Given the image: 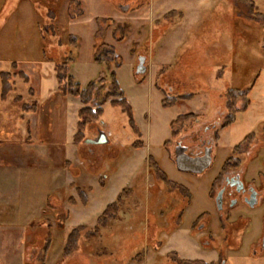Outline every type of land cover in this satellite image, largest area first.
I'll return each instance as SVG.
<instances>
[{"label":"rangeland","instance_id":"1","mask_svg":"<svg viewBox=\"0 0 264 264\" xmlns=\"http://www.w3.org/2000/svg\"><path fill=\"white\" fill-rule=\"evenodd\" d=\"M108 48L118 58L109 64ZM139 56L148 65L136 76ZM11 64L29 83L14 78L12 93L0 99V194L10 199L12 182H37L41 188L25 201L14 200V212L0 211V264H145L147 253L149 264H200L183 262L174 252L195 261L206 255L207 245L221 253L216 264L239 249L244 256L261 253L264 0H0V72L16 73ZM111 73L139 138L127 112L105 99ZM89 83L99 89L103 113L85 122L83 140L75 145L82 104L73 93L76 84L84 89ZM231 89L250 91L235 101L245 109L222 128ZM188 94L194 95L190 101L162 104L165 97ZM187 113L196 117L171 127ZM102 132L106 143L88 144ZM137 140L143 146L133 148ZM179 142L189 156L211 150V164L201 175L177 170L173 153ZM64 157L70 160L66 167ZM149 158L168 182L146 166ZM235 174L262 192V203L256 208L240 203L227 216L214 214L224 177ZM178 183L194 193L182 221L192 195ZM124 189L113 220L88 237ZM199 225L205 228L203 239L193 236ZM78 226L85 230L77 247L62 258L66 238ZM262 254L260 264L264 248Z\"/></svg>","mask_w":264,"mask_h":264},{"label":"trees","instance_id":"2","mask_svg":"<svg viewBox=\"0 0 264 264\" xmlns=\"http://www.w3.org/2000/svg\"><path fill=\"white\" fill-rule=\"evenodd\" d=\"M69 38V37H68ZM69 43L72 46H76V40L73 37L69 38ZM70 59V58H69ZM105 60L107 62V64L111 63V61L114 60H118V58L115 55V52L111 49L108 48V51L105 54ZM70 61V60H68ZM68 63V62H67ZM67 63H63L62 64V69L65 71L66 75H67ZM17 66L16 64H11V70L16 71ZM14 78H18L20 80L23 81L24 85H28L29 83V78L22 72L20 71H16V73L11 74L10 72H0V99L2 101H4L9 95L10 93H12L13 91V84L14 82L12 81ZM111 85H110V89L111 92L107 93L105 95V99H111L109 104L112 107H119L122 110L126 111L128 114V122H129V126L130 129L133 133V135L137 138L140 137V133L137 130V128L134 125L132 116H131V110L130 107L128 106L126 100L123 97V93L120 90L115 78H114V74L111 73ZM72 77L68 76V83H69V87L71 89V83H72ZM73 88V87H72ZM30 93H32V90L29 89L28 90ZM250 89L244 90V91H238L235 89H231L227 91V97H226V104H225V109L227 111V117L222 125V128L228 127L232 124L233 122V116L236 113V111L238 110H244L245 106L243 108H238L237 105L235 104V101L239 99H245L249 93ZM33 94V93H32ZM73 95L75 97H77L80 101V103L82 104V107L78 110L77 112V117H78V122L76 124V129H75V134L73 135L72 138V142L73 144L77 145L79 144L83 139V130L84 127L86 125V121H97L98 118L102 115L103 113V109L102 106H100L101 104H98V97H99V89H96L95 84L94 83H89L84 89H80V87L76 84L75 85V92L73 93ZM194 95L193 94H188V95H180V96H172V97H165L162 100V104L163 106H171L174 103H176L177 101L180 100H185V101H190L191 99H193ZM16 102H20V99L17 98L15 99ZM103 102V101H102ZM23 110L27 111V106L22 105ZM94 107V109H93ZM31 108H34V106L32 105ZM35 110V108L33 109ZM34 112V111H33ZM192 117H196L194 114H186V115H180L176 118L175 121H173L171 123V127H173V125L179 123L182 120L188 119V118H192ZM83 120V121H82ZM176 135L174 133V131H172V138H174ZM251 134L247 135V138H250ZM143 143L142 141H136L135 143L132 144L133 148H138V147H142ZM236 148H238V146H235L233 148V150H236ZM148 165L150 166L151 170L153 172H155L158 175H162L163 180L168 182L167 179L165 178V176L163 175L162 171L159 169L158 165L152 160V159H148ZM226 164L223 165V170L225 169ZM77 194L78 196L82 199V201H85L86 199V195L83 194V192L81 190H77ZM126 192V189L122 190L119 195L116 198V201L107 205L105 207V209L103 210V212L101 213V215L99 216L98 220H97V225L96 227L93 229L92 232H88L87 236L88 237H94L95 235H97L98 230L100 228H105L107 225V221L109 220H113V218L115 217V214L118 212V207L119 204L121 202V199L123 197V194ZM85 230V228L83 226H78L75 227L74 229H72L67 238H66V242L62 251V258H67L69 257L76 249L77 247V242L81 236V233H83V231Z\"/></svg>","mask_w":264,"mask_h":264},{"label":"crops","instance_id":"3","mask_svg":"<svg viewBox=\"0 0 264 264\" xmlns=\"http://www.w3.org/2000/svg\"><path fill=\"white\" fill-rule=\"evenodd\" d=\"M147 65H148V60H146V62H145V66H147ZM187 114H191V113H187ZM184 115H186V114H184ZM107 141H108L107 134H105L104 132H102V133H98V138L97 139H95L93 141H89L88 144L94 145L96 143L97 144L104 143V142L106 143ZM63 143L65 144V142H63ZM58 145H59V147H61V142H58ZM65 146H66V144H65ZM64 155H65V153H64ZM173 155H174V153H173ZM76 157H77V155H76ZM49 159H50V157H49ZM173 159H174V157H173ZM62 160H63V166L66 167V164H68V162L70 160L69 159H66V157H64ZM146 160H147V157H145V161ZM74 164H73V167L76 166L77 161H74ZM147 164H148V162L146 163V166H147ZM162 171L164 172V170H162ZM182 173H184V172H182ZM164 174L166 175L165 172H164ZM194 175H196V174H194ZM199 175H201V174H199ZM170 182H172V181H170ZM47 183H48V186H49L50 182H47ZM63 183H64V186L67 185L66 182H63ZM172 183H175V182H172ZM11 184H12V186H11L12 189L10 190L11 192L8 193V195H10V197H11L10 199H8V200L4 199V197L0 194V204L1 203H5V206L2 207V208H0V211L5 212V213L6 212H14V206L11 205V204H14V200H17V201H25V200H27V198H29V196L30 197H33L32 195L34 194V192H35L34 189L36 187H40L41 188V186L37 182H30V183H27V182H12ZM178 184H181L183 187L187 188L190 191L191 195H192L191 200L189 201V203H187V205L185 207L184 213H183L182 218H181V221H182V219H184V217L186 215L188 206H190L193 203L194 193H192L191 190L187 186H185L184 184H182V183H178ZM248 184L249 185H252V183H248ZM258 192H259L260 197L258 198V205L257 206H259L262 203V200H263V196H262L263 194H262V192L259 191V190H258ZM6 197H8V196L6 195ZM206 197H207V201L208 202H211V199H210V197L208 195V191H206ZM39 199H40V197L38 198V200ZM7 203L10 204L11 206L10 205L7 206ZM213 208H214V205H213ZM203 212H201L200 214L198 213L197 215L192 216V220H191L190 224L193 222V220L196 217H198L199 215H201ZM214 214H218L217 210H215V209H214ZM12 216L13 215H8L7 217H10L11 218ZM180 222H179V225H180ZM190 224H189V226H190ZM179 225H178V228L176 230H178L180 228ZM204 229H205L204 228V225H199V228L197 229V232L198 233H196V235H193V236L203 239V237H204L203 230ZM161 246H159V248L156 247L157 248V249H155V252L156 253L158 251H160ZM204 250L206 251L205 252L206 255H204L201 259H196L195 261L194 260H183V258H181L175 252H174V255L176 256V258H178L179 260H181L183 262H197V263H200V264H216L219 261V259L221 258V253L220 252L217 253L218 252L217 249L214 248V247H212V246H210V245H207ZM147 254L144 255V262H145V264H149V262H148L149 259H148V255ZM262 255L263 254H262V251H261V253H258V254L257 253H255V254L252 253L251 256H248V255L244 256V255H241V252H240V249H239L237 251L236 255L229 256L226 262L224 260L222 261V264H260V261L259 260L261 259ZM156 256H157V254H156ZM262 261H263L262 264H264V260H262Z\"/></svg>","mask_w":264,"mask_h":264},{"label":"flooded vegetation","instance_id":"4","mask_svg":"<svg viewBox=\"0 0 264 264\" xmlns=\"http://www.w3.org/2000/svg\"><path fill=\"white\" fill-rule=\"evenodd\" d=\"M185 147L182 146V144L179 142L176 144L175 147V153L174 158L176 154H186ZM208 150V147L204 148L203 152L196 153L195 156H189V157H203L206 155V152ZM228 195V206L224 205V195ZM218 195H221L222 203H221V209H217L218 214L225 213V216H227L226 211L232 206H237L238 204H243L245 206L251 207L250 205L253 204V207L256 208L258 205V198L260 197L258 190L255 188L254 185H249L248 183H244V181L240 178L238 174L232 175V176H225L223 179V184L219 188V191L216 193V196L214 198V202L217 206L216 197ZM254 202V203H253ZM264 248V234L260 242V250L262 251Z\"/></svg>","mask_w":264,"mask_h":264},{"label":"water","instance_id":"5","mask_svg":"<svg viewBox=\"0 0 264 264\" xmlns=\"http://www.w3.org/2000/svg\"><path fill=\"white\" fill-rule=\"evenodd\" d=\"M127 10V9H125ZM144 58L141 56L138 57V64L135 69V75L141 76L144 75L146 72V66L144 65ZM211 150L208 149L206 155L203 157H189L186 154H176L174 158V163L178 171L184 173H192V174H202L211 164V157H210ZM217 209H221V195L216 197ZM254 203V202H253ZM253 207V204L250 205Z\"/></svg>","mask_w":264,"mask_h":264}]
</instances>
